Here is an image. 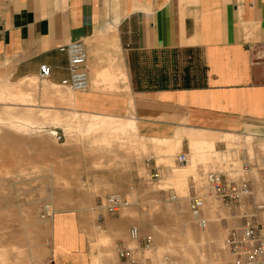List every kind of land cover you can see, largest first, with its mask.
Instances as JSON below:
<instances>
[{
	"label": "crops",
	"instance_id": "obj_1",
	"mask_svg": "<svg viewBox=\"0 0 264 264\" xmlns=\"http://www.w3.org/2000/svg\"><path fill=\"white\" fill-rule=\"evenodd\" d=\"M108 1L106 14L105 0H0V89L19 85L26 95L0 103L33 106L37 95L39 117L26 128L76 151L83 183L58 188L56 159L40 176L45 197L70 202L48 217V236L38 229L30 264L125 263L115 248L134 243L131 203L114 214L98 208L96 218L94 205L136 190L142 162L163 152L190 158L167 173L184 184L196 167L225 165L209 151H229L257 169L264 190V155L251 161L247 146L228 148L252 139L264 149V0ZM74 40L86 45V90L62 85L69 60L61 47ZM43 64L51 73L38 88Z\"/></svg>",
	"mask_w": 264,
	"mask_h": 264
},
{
	"label": "rangeland",
	"instance_id": "obj_2",
	"mask_svg": "<svg viewBox=\"0 0 264 264\" xmlns=\"http://www.w3.org/2000/svg\"><path fill=\"white\" fill-rule=\"evenodd\" d=\"M112 6L109 7V1L105 0L106 14L113 10ZM107 27L112 29V25ZM33 81L39 88L41 79L36 78ZM4 91L0 94V100L7 96L9 99L13 97L18 100L26 97L19 85H8ZM38 91L39 89L37 94ZM30 103L33 106L0 103V264H30L28 250L33 243L37 244L38 229L42 228V236L49 235L50 215L43 217V214L46 211L52 214L56 209L67 207V202H70L45 197L48 195L49 186L45 187V183L42 186L40 176L42 173L44 177L52 173V160H58L59 173L56 174L55 183L58 188L83 186L78 174L80 168L77 152L73 151L72 154L69 148L56 143V139L49 133L40 132L42 128L39 126L32 130L26 128L25 123L39 117L37 112L40 110V103L37 95L35 101ZM29 131L32 133L29 134ZM58 136L60 135H56L57 138ZM61 137L59 140L63 142L65 135ZM260 144L253 147L251 139L245 143L239 141L229 144L228 148L234 147L239 153L241 148L247 146L252 161L255 151L264 155ZM174 153L163 152V156H159L156 163L152 162L156 167L161 165L165 169L159 174V179L151 178L150 173L153 170L149 171L145 167L144 160L139 173L142 178L141 185L126 195L122 194L131 203L128 208L135 214L134 224L142 232L152 234L154 238L153 248L145 250L141 258L145 264H229L230 256L225 248V239L242 221L239 206L242 205L248 214L264 226V190L259 181V173L254 166L250 168L248 162L247 169L243 167L245 162H233L236 158L234 153L227 151L220 156L209 151V156H215L217 161H226L225 165L218 168L204 166L201 172L196 167V172L188 176L182 184L167 176L169 169L184 166L176 163L172 156ZM144 156L147 157L148 153L145 152ZM228 161L233 164L232 167H229ZM210 170L220 172L225 182L239 183L245 179L249 194L226 205L213 195L207 185L206 173ZM251 177L256 181L255 186L251 185ZM192 194L202 196L204 200L201 216L206 222L203 226L197 224L189 211L188 201ZM102 199L94 205L95 218L97 205ZM98 224L95 222L96 227Z\"/></svg>",
	"mask_w": 264,
	"mask_h": 264
},
{
	"label": "built area",
	"instance_id": "obj_3",
	"mask_svg": "<svg viewBox=\"0 0 264 264\" xmlns=\"http://www.w3.org/2000/svg\"><path fill=\"white\" fill-rule=\"evenodd\" d=\"M61 49L68 54L69 60V76L62 80V85L73 90L88 89L90 86L89 75L82 68L87 59L85 42L74 40L62 46ZM50 73L51 67L48 64H43L40 68L39 77L47 79ZM58 138H61V136H58ZM150 159L147 158L144 165L149 171L153 168L150 176L153 179H158L159 172ZM175 160L177 164L185 165L188 162V156L185 152H180L176 155ZM243 167L247 169L248 163L245 162ZM206 182L213 195L226 205L231 204V201H235L243 195L249 194L245 179H242L239 183L225 182L222 174L216 170H210L206 173ZM128 204L129 202L122 194L113 192L106 194L98 203L97 208L112 214ZM203 205L202 196L190 195L188 201L189 211L197 224L201 226L205 225L206 222L201 216ZM239 209L242 221L239 226L231 230L225 239V248L230 256L229 264H264V226L248 214L242 205L239 206ZM49 215H51V212L46 211L43 217ZM97 227L99 228L100 225L98 224ZM128 236L134 242V246L129 248L116 247V255L126 264H145L141 256L145 250L153 248L154 238L152 234L141 233L136 226H131L128 230Z\"/></svg>",
	"mask_w": 264,
	"mask_h": 264
},
{
	"label": "bare ground",
	"instance_id": "obj_4",
	"mask_svg": "<svg viewBox=\"0 0 264 264\" xmlns=\"http://www.w3.org/2000/svg\"><path fill=\"white\" fill-rule=\"evenodd\" d=\"M39 79H41L40 77H39ZM42 80V79H41ZM7 88V87H6ZM5 91H4V89H0V93L1 94H3ZM8 93V92H7ZM6 94V93H5ZM21 95V94H20ZM19 96V95H18ZM21 97H23V96H21ZM189 161H190V158H188V162L186 163V164H188L189 163ZM204 206V205H203ZM98 226V225H97Z\"/></svg>",
	"mask_w": 264,
	"mask_h": 264
}]
</instances>
